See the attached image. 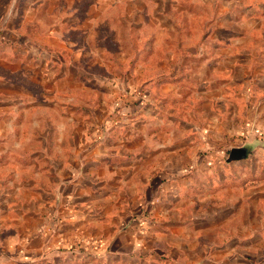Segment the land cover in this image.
Here are the masks:
<instances>
[{
	"label": "rangeland",
	"instance_id": "rangeland-1",
	"mask_svg": "<svg viewBox=\"0 0 264 264\" xmlns=\"http://www.w3.org/2000/svg\"><path fill=\"white\" fill-rule=\"evenodd\" d=\"M165 1L0 0V34L15 28L17 41L27 46L28 84L41 85L47 92L48 108L31 112L28 141L36 144L33 134L44 131L64 134V144L67 134L97 132L110 151L127 155L131 162L122 166H130L126 170L135 171L138 181L149 182L153 174L170 169L180 178L189 176L192 188L185 202L164 203L142 218L146 235L143 230L138 235L150 238L146 228L159 234L158 247L149 255L153 260L264 264V180L252 185L244 172L233 174L238 181L234 186L205 188L197 180L203 167L228 164L227 151L246 142L247 122L234 121L231 112L227 117L210 116L214 110L208 109L205 99L191 97L205 98V85L199 83L204 81L203 67L213 63L203 65L183 53L185 30L172 23L181 25L188 16L168 11ZM55 87L78 88L74 101L80 115L88 111L89 121L78 119L75 124L68 108L56 106ZM135 105L139 109L132 114ZM90 142H80V148ZM170 176L165 184L173 180ZM132 181H121L126 184L121 189V212L123 208L141 212L149 204L143 197L147 184L136 183L134 190ZM229 206L234 210L231 215L224 211ZM90 239L82 241L85 253L98 249L97 238Z\"/></svg>",
	"mask_w": 264,
	"mask_h": 264
},
{
	"label": "crops",
	"instance_id": "crops-1",
	"mask_svg": "<svg viewBox=\"0 0 264 264\" xmlns=\"http://www.w3.org/2000/svg\"><path fill=\"white\" fill-rule=\"evenodd\" d=\"M165 2L168 11L188 16L181 25L172 23L185 30L183 53L203 65L213 63L203 67L207 82L199 83L205 85V98L191 97L205 99L208 109L214 110L210 116L227 117L231 112L234 121L247 122L249 128L246 142L227 151L228 164L203 167L198 184L234 186L238 181L233 174L239 172L252 185L264 180V0ZM6 29L0 34V264H162L149 256L158 247L157 231L146 228L150 238L137 231L143 230L147 210L154 208L155 213L164 203L188 199L189 176L180 178L170 169L153 174L149 182L138 181L135 171L126 170L130 166H122L131 162L127 155L110 151L97 132L67 134L69 145L61 143L64 134L38 132L33 134L36 144L31 145V112L48 108L47 92L41 85L28 84L27 46L17 41L13 26ZM189 83L193 86L194 78ZM55 89L53 98L58 103L54 104L68 108L75 124L78 119L89 121L88 111L78 113L74 101L78 88ZM138 109L135 105L132 114ZM80 142L90 143L80 148ZM233 149H243L245 154L229 160ZM169 174L173 180L165 184ZM127 179H133L134 190L136 183L147 184L143 197L149 204L144 211H120L121 189L126 187L121 181ZM224 211L234 213L232 206ZM96 238L98 249L85 253L82 241Z\"/></svg>",
	"mask_w": 264,
	"mask_h": 264
},
{
	"label": "water",
	"instance_id": "water-1",
	"mask_svg": "<svg viewBox=\"0 0 264 264\" xmlns=\"http://www.w3.org/2000/svg\"><path fill=\"white\" fill-rule=\"evenodd\" d=\"M245 154V151L243 149H233L230 151L229 154V160L232 159H239L241 156H243Z\"/></svg>",
	"mask_w": 264,
	"mask_h": 264
}]
</instances>
